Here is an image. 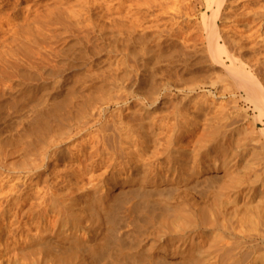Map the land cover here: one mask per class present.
Segmentation results:
<instances>
[{"label":"bare ground","instance_id":"6f19581e","mask_svg":"<svg viewBox=\"0 0 264 264\" xmlns=\"http://www.w3.org/2000/svg\"><path fill=\"white\" fill-rule=\"evenodd\" d=\"M94 1L96 0H93L92 2ZM98 1L99 0H97L96 3L99 4ZM122 1L123 0L117 1L119 4H117L118 6L116 5V12L120 9V6H122ZM233 1L234 0H205L206 7L210 11V14L203 17L202 19L203 28H204V31L206 32L207 52L212 62L216 66L220 68H224L226 72L228 73V75H230V77L235 80L237 87L239 88L241 87L247 92L250 101L254 103V106L258 112L257 117L258 118L262 117L264 119V87L263 85L258 81V79L252 73H250L249 71H246L243 67L237 65L238 63L237 64L235 63L233 59V49H232V46L234 45L231 44V40H230L231 36L230 38H228L227 37L228 33L226 35H223L221 30L217 26V19L220 13L222 12V10H224L227 7V5L229 4L231 5V3L233 4ZM76 2L78 3L77 0ZM94 4H92L91 6L93 7ZM59 6L60 7L62 6L61 3L59 4ZM88 7H90V5ZM31 9H33V11L35 10V8H30V10ZM54 9L57 11L59 7L57 6V9H56V6H55L53 7V10ZM232 9L230 10L234 11ZM30 10L26 9L24 10L25 12L21 14L22 15L20 16L21 22L18 24V28H17L19 30V33L16 30L19 38L23 37L22 41L24 37L26 38V36L31 38V36L33 37V35L35 34L34 35L35 38L33 37L34 39L40 38L41 36L40 34L37 35L38 32L41 33L40 30L38 31V28L40 27L38 23L41 22L40 21L41 16H39V13H40L39 11L41 9L39 10L36 8V10L38 11L36 12L34 11V14L32 13L33 15L31 14L32 11L30 12ZM73 13H74L73 15H75L74 10H73ZM79 14H77L76 16H78ZM227 14H232V12L227 13ZM259 14H261V10ZM39 17H40V20H39ZM78 17L80 18V16ZM83 24H84V21H83ZM105 25L108 26L107 24ZM117 25L119 24L117 23ZM31 30L32 31L36 30L34 31L36 33L32 32L33 35H31L30 34ZM125 30H127L126 31L127 33L128 29H125ZM130 31L131 30H129V32ZM17 35H15L16 38H18ZM11 37L13 38V36ZM33 38L31 39L34 40ZM9 40H10V43L12 41L13 44H18V43L13 42L15 41V38H13V40H11L10 38ZM24 40H26L25 42H27L29 39L28 40L24 39ZM103 40H106V36H105V39ZM19 41L21 40L19 39ZM33 42L34 41H32V43ZM20 44L22 45V43L20 42L18 45H15V46L16 47L19 46L21 50ZM72 44L73 43H71L70 45L73 46ZM23 46H22V50L23 48H25V45ZM6 49H7L6 51L4 49H1V50L2 51L4 50V53L13 52V49H11L12 51H8L10 48H6ZM154 49L156 50V47ZM14 50L16 51V49ZM2 51L0 52L3 53ZM4 53L0 54V56L3 55L2 58H5L4 56L7 57V55L8 56L14 55L13 53H12L13 55H11V53L4 55ZM15 53L17 54V52ZM6 60H9V59L7 58ZM226 61H230V64L226 65ZM9 63L10 62L6 63L5 65L8 66ZM2 64L4 66L3 61H2ZM134 68L136 69V67ZM157 86L158 84L154 86V89L155 88L158 89ZM167 88L169 89L168 86ZM134 89L131 90L127 88L126 89L127 91L122 90L121 97H125L122 100L123 102L116 100L114 103L116 104L123 103L124 105L125 101L129 100L132 97L134 98V95L136 94L134 95L129 94V91L130 90L133 91ZM136 90H139V89L136 88ZM162 90L164 91L165 89L162 88ZM152 91L154 90L152 89ZM154 92L151 94L156 95L155 93H158L157 91L155 93ZM147 94H150V93H147ZM156 96H153V97L155 98ZM40 97H41V94H40ZM97 97L98 96L96 95V98ZM154 98H153V101L149 100L150 105H154L153 102L156 101V98L155 100ZM134 101H135V98H134ZM85 103L83 104L85 105ZM139 103H141V101ZM34 104L36 105L32 107L35 109L37 108L36 106L38 104L37 102ZM53 105L54 103L51 106ZM145 105H146V102H145ZM178 105H181V103ZM68 106L69 105L61 106V107L62 108L65 107L64 108V111H65L66 107H67L66 110L69 109ZM41 107L42 106L39 105V109H35V111H31V112L29 111V113H25L27 115L29 114L28 116L25 115L24 113L23 114L25 116L22 114L23 116L21 117H23L22 118L23 122L20 123L19 121V123H20V126L24 128L23 130H25V127H24L25 125L23 126V124L26 123L27 130L22 131L23 133L19 132L20 133L19 136L16 134L17 131L5 129L6 127L4 128L5 130H3L0 133V264H228L230 261L227 262V259H228L227 256H230L229 251L230 250L233 251L234 249H231V248H234V247L230 246L231 248L228 251L227 246L230 245V243L227 245L228 243L227 241H229L228 239H233L236 236L235 233H237L236 232L237 230L241 235H243L242 233L249 234L250 232H253V234H250L251 236L247 234L248 235L247 238L248 237L256 238L260 240V243L264 242V201L263 203H261L262 201H256L255 204L253 203L254 206L253 204L252 206L251 205L249 206L250 203L248 202H247L248 205H243L244 204L243 203L242 204L243 206L240 205L241 208H239V206L237 207L236 197L242 194L240 191L241 187L239 186L238 183L235 184V183L230 182V184L232 183V185L227 184L229 176H231V174L229 173V169L232 167V165L236 163L235 162L236 156L239 157L240 152L244 154V151L246 150V148L244 149L243 147V152H242L241 147L246 146L247 142L246 143L244 142L246 145L244 144L242 146H239L238 148L235 145V147L237 148L235 149V153L237 152V155H235L234 157L233 155L235 153L231 155L233 157L231 160H234L233 164L231 165L229 163L228 164L226 163L225 165H220L222 163L220 160L223 157V155H219V157H217L219 165L214 166V168L212 166H209V162L207 160H201V161H198L200 162L199 163L200 167L198 166L196 162L195 163L193 162V164L191 163L192 164L191 169L188 172H184V169H183L184 165L182 166V164L177 163L178 157L182 159V157L180 156L182 155L180 151L178 152V154H176V157L172 158V155L175 156V153L173 152L174 154L172 153L171 155V153L169 152L170 145H167L164 143L166 145L164 147L166 150H164L163 145H162L163 143L162 144L160 143L161 140L160 141L158 140V142L160 143V145H162V147L159 146L158 142H157L158 145H155L157 140H155V142H152L153 145H150L152 147H149V145L146 143L148 139L150 140L151 137L147 134V129L148 130L150 129L149 128L150 125L148 126V128L147 126H145V129L146 128L147 129L146 131H143L145 129L143 127V124H141V122H144L143 121L144 117L141 118L138 115L136 116V114L134 113L135 115L131 117L132 119H128L130 117L127 118V116H125V118L128 119L126 122V119L123 118L125 120L124 121L122 117L120 116L121 114L120 115L117 114V117L113 115H110L108 119L104 117L105 119L103 121L102 116L105 114L107 110L102 109L99 106L98 107L94 106L91 110L89 109L90 113L89 112L87 113L84 111L85 113H87V114H84V116L87 115V117L85 118L83 117L84 120L83 119L81 120L80 113L74 112V111H78L83 106L79 105V108H78V105L76 106L77 108L73 106L74 109L76 108L78 110L72 111L73 107L70 105L69 107H72V108L68 110L67 115L63 113L62 115L63 118L64 117L66 118L62 120L61 118H59V116L62 117L60 115L62 113V110H61L62 108L59 110L61 113L57 115V113L59 112L57 108L59 106H57V108H50V107L48 108L44 106L42 109ZM178 107L176 105L177 109ZM177 109H175L176 111H174L175 113L173 114L175 115L173 118L174 119L176 118L175 119L176 121L178 117L182 116L180 114L181 111H178ZM82 110H84V108H82ZM71 111L73 113H71ZM55 115L58 116L57 120L61 119V121L59 122V125L55 127L56 122L55 120L52 119L54 121V123L52 124L54 126L52 127V125L50 126L51 122L49 123L48 120L50 121L51 120L50 118ZM150 116L149 118L151 119V121L154 122L155 119L154 120L152 119L153 115H152V118ZM137 120H139L138 122L140 123V124L138 123V125L140 126L139 129L142 130L143 132L138 130L136 127L133 128L134 126L132 125L133 123L135 124ZM166 122H163V123L166 124ZM172 122H173V119H172ZM181 122H184V121H181ZM205 122L206 121H204V123ZM231 122L232 121L228 122L229 126ZM159 123H161L160 125H162V122H159ZM148 124H152V123H147V125ZM154 124L156 123L154 122ZM167 126L166 128H168ZM171 126L173 127L172 128L169 127V129H167V132L169 130V134H171L174 131L176 132L178 128V127L176 128L177 126L176 122H174L173 125ZM221 126H223V124ZM221 126L219 125V127ZM219 127H217V129ZM159 128H157L158 131L154 130V132H159ZM21 129L22 128H20V130L18 131H21ZM178 129L180 130V128ZM89 130H92V131L90 132ZM162 130H160L161 132H159V134L164 133L162 132ZM170 130L172 131L171 133H170ZM135 131H137V133ZM83 132L88 133L87 134L88 137L86 138L84 143L82 142L83 143L82 145L77 143L79 145L77 147L75 146V137L77 136L80 137ZM225 132L226 130L224 131V135H225ZM251 132L254 133V131H250L249 133ZM260 132L264 133V128ZM234 133H236V131ZM148 136L150 138H148ZM153 136L156 137V135H153ZM159 136L162 137V135H159ZM240 136H243V135L240 134ZM200 138L201 136H199V139ZM213 140L214 139L212 138L211 147H213L216 144V143H213ZM256 143L258 142L256 141ZM238 144H239V139H238L237 145ZM156 146L158 147V149L161 148L162 150L165 151L164 156L162 155V152H160L157 149ZM201 147H202V144H201ZM175 148H178V147H175ZM251 148H252V145H251ZM150 150L154 152H152V154H150L151 152L147 153ZM247 150H249V147H247ZM176 151L178 150L176 149ZM182 151L184 150L182 149ZM11 153H16V154L18 153L17 155H19L18 157L19 160L16 162L12 161L13 163L10 160V162L8 163L7 158L11 156ZM15 155H13V157ZM202 157L201 159H203ZM260 157L261 156H258L259 159ZM166 158L167 160L164 161V159ZM174 159H177V160L175 161ZM88 160L90 161V163L86 164L85 162H89ZM228 160L226 159V161ZM253 161H256V160H253ZM230 163H232V161ZM253 163L255 164V162ZM258 167L259 166H257L256 168ZM263 168H264V164H263ZM260 172L261 171H256V169L255 170L252 169V174H253L252 179H253L254 185L256 182H258L257 190L252 189L254 191V193L252 194L253 196L259 195L260 196L259 199L264 200V182H263L264 177H261L262 175L261 176L259 175L261 179H263L262 181H260V179L258 180L257 178ZM262 172L264 176V169H262ZM249 175L247 177H250ZM229 180H231V178ZM250 181L252 180L250 179ZM226 187L230 188V189L228 188L229 192ZM226 190L230 195H227V192H225ZM191 191H195L194 193H196L197 191V193H199V196H201V198L208 197V196L212 197L213 201L210 202L209 200L208 202L207 201L208 198L206 200L203 198L204 201H207L205 202L206 203L205 205L204 203H201V201H199L198 203L196 199H195V202L191 204L190 202L189 204H187V202L185 201L184 202L177 201L178 198L181 199V197L187 196ZM224 192L227 195L226 197L222 195V194H225ZM221 196L222 197L224 196L225 199L224 200L223 198L221 199ZM218 199L220 200V203L217 205ZM221 200L223 201L221 202ZM221 203H222L223 212L220 213V215L222 214L221 215L222 221L218 222L216 218L214 217L215 221L213 222V225H211V228L214 231V233L216 232V235H215V238H213L214 240L213 241L209 240L210 242L208 243L205 235L203 234V232H201L203 234L202 235L200 231L206 229L205 225L208 221L207 217L211 213V211L214 212L216 216L219 214L218 206H220ZM119 217L120 218L123 217L125 219L136 218L138 220L136 221L137 226L135 227L136 228L134 230L135 232L133 231L134 237L131 235L133 237L131 241H128L130 239L127 240V238L124 239V237H122L124 233L122 235L121 234L118 235L119 233L118 231H117L118 233H116L115 231L116 221L117 219L119 221L121 220ZM186 218L188 219V221H185ZM178 221L179 223L183 222V225H182L183 227H184V223L187 222V226L183 229V231L178 232V233H173L172 226L173 224H175V222H178ZM123 225L125 224L123 223ZM160 232H163L162 235ZM115 233L117 235H115ZM158 233H160L161 235L160 237L158 236L159 235ZM207 234L209 233L207 232ZM196 235H198V237H196ZM178 238L179 239L181 238L180 243L175 245L174 241ZM233 244H236V243H232V246ZM263 251H261V253H263ZM249 254L250 253L248 251V255ZM245 256H247V254H245ZM236 258H235V261H232V262L233 263L236 262L238 264L240 260L237 261ZM262 258H264V255L261 257V259L255 257V260H254L252 258V260L250 262L248 261L249 263L247 264H264V260ZM239 264L241 263L239 262Z\"/></svg>","mask_w":264,"mask_h":264},{"label":"rangeland","instance_id":"374dc122","mask_svg":"<svg viewBox=\"0 0 264 264\" xmlns=\"http://www.w3.org/2000/svg\"><path fill=\"white\" fill-rule=\"evenodd\" d=\"M56 1L58 3L60 2L62 6L60 7L59 6L60 3L58 4ZM77 1L78 3L76 2V0H0V51H2L1 49H4L6 51L7 50L6 48H10L8 51H12L11 49H13L12 53L14 54L13 55L11 52L7 51L8 53H11V55L13 56L7 55V57L4 56L5 58H2L3 55L0 56L1 57L0 58V133L5 129H10V130L17 131L16 134L19 136L20 133H23L22 131H26L27 130L26 123L23 124V126L25 125L24 126L25 130H23L24 128L20 126V123L23 122L22 121L23 117L21 116H23L25 113H29V111L31 112V111H35V109H39V105L42 106L41 109L44 106L48 108L49 107L57 108V106H59L60 108L59 107L57 108L58 111L62 108L61 106L71 105L72 107L73 106L76 107L78 105V108H79V105L80 106L82 105L83 107H81L79 110L76 109L77 107L75 109L73 107L72 109V111L78 110L74 112L80 113L81 120L82 119L84 120V118L87 117V115L84 116V114H87L88 112L90 113L89 109L91 110L94 106L95 107L99 106L102 109L107 110L106 111L107 113L105 112V114L102 116L103 121L105 119L104 117H106L107 119L108 117H110V115L117 117V114L118 115L121 114L120 116L122 117V119L125 118V116H127V118L130 117L128 119H132L131 117H133L135 114L136 116L138 115L141 118L144 117L143 118L144 122H141V124H143L144 129H145V126H147L148 128V126L150 125L149 126L150 129L149 130L147 128L146 129H147V134L151 137L150 138L148 136V138H150V140L152 139L151 141L148 139L146 143L149 145V147H152L150 146V145H153L152 142H155V140H157L155 145L159 144L160 147H162L163 145L164 150H166L164 148L166 146L165 144L170 145L169 152L171 153V155L173 152L175 153V156L172 155V158L176 157V154H178V152L180 151L182 154L180 156L182 157L183 160L178 157L177 163L182 164V166L184 165L183 166L184 172H188L191 169L193 162L194 163L196 162L198 166L200 167L199 165L200 162L198 161H201V160H207L209 162V166H212L214 168V166L219 165L218 160H217V157H219V155H223L224 157V159L223 157L221 158L220 161L222 163L220 165H225L226 163L227 164L229 163L231 165L234 162V160H231V159L235 155H237V152L235 153V149H237L239 146L244 145L247 142L246 144L249 146L245 144L246 146L241 147L242 152H243V147L244 149L246 148V150L244 151V154L240 152L239 157L236 156V159H235V162L237 164L235 163L234 165H232L231 167L232 169L231 168L229 169V173L231 174V176H229V179L231 178V180L228 179L227 184L229 185L230 182L235 183V184L238 183L239 186L241 187L240 191L242 194L237 196L238 198L236 197L237 207L239 206V208H241L240 205H242L243 203H244L243 205H248L247 202L250 203L249 206L250 205L252 206L253 203L255 204L256 201H262L261 203H263L264 200L259 199L260 197L259 195H254L255 196L254 197L252 194L254 193L253 190L254 189L257 190V187H258L257 186L258 182H256L254 185V182L252 179L253 177L252 169L254 170L256 169V171H261L260 172L261 174L259 173L257 178L258 180L260 179V181H262L263 179H261V177H264L262 174L263 173L262 169H264L263 168L264 133H261L260 131L264 128V119L262 117L261 118L257 117L258 112L254 106V103L250 101L247 92L243 88L240 87L241 88L240 89L239 87H237L235 80L232 79L230 75H228L226 70L224 68H220L216 66L208 55L206 32L204 31V28H203L202 19L203 17L210 14V11L206 7L205 0H123L124 2L122 1V6H120L121 10L119 9L117 12H116V5L119 4L117 2L118 0L116 1L99 0L98 1L99 4L96 3L97 0L94 2H92L93 0H77ZM92 4H94L93 7L91 6ZM233 4L231 3V5L230 4L227 5L226 7L227 9L225 8L224 10H222V12L220 13L217 19V26L221 30L223 35H226L228 33L227 37L230 38L231 36L230 38L231 44L234 45L232 46V49H233V59L235 63L236 64L238 63L237 65L243 67L246 71H249L250 73H252L264 87V0H236V2L234 0ZM89 5L90 7H88ZM55 6H56V9L58 6L60 10L59 9H57V11L55 9L53 10V7ZM163 7L165 8V10ZM30 8H35L34 10L35 12L38 11L36 10V8L39 10L41 9L39 11L40 13L38 12L39 16H41V20L39 17V20L41 22L38 23V25L41 28L38 26L39 27L38 31L40 30L41 33L38 32L37 34V35L39 34L41 35L40 38L34 39L35 34L33 35V33H36L34 32L36 30L34 31L31 30V33H30L31 35H33L34 38L32 36L31 38H33L34 40H32L31 38L27 36L26 38L24 37V39H27V40L29 39L30 41L31 40L34 41L32 43V41L30 42L28 40L31 44L28 41L25 42L26 40L24 39H23L24 41L23 42L22 41L23 37L19 38V36L17 35L19 33V30L17 29L18 24L21 22L20 16H22L21 14L25 12L24 10L26 9L30 10ZM228 8L230 9L233 8L232 10L234 11H231ZM73 10L75 12V15H73L74 14ZM260 10H261V14H259ZM34 11L33 9H31L30 10L31 14L32 13L34 14ZM135 12L136 13L138 12L140 15L138 13L136 14ZM231 12L232 14H227ZM76 13L77 14L81 13L78 15L80 16V18L76 16L77 15ZM75 16L77 19L75 18ZM83 21H84V24H83ZM117 23L119 25H117ZM105 24H107L108 26H106ZM124 28L128 29L127 33H126L127 30H125ZM122 29L125 31H123ZM16 30L18 31V33ZM129 30L131 31L129 32ZM14 33L15 35L18 36V38H16ZM104 35L106 36V40H103L105 39ZM11 36L15 38V41L13 42L18 43V44L20 42L22 43V45L20 44L21 50L19 46L17 47L15 46L18 44H13L12 41L10 43L9 39L11 38V40H13ZM19 39L21 41H19ZM71 43H73L72 44L73 46L70 45ZM23 45H25V48H23L22 50ZM155 47H156V50L154 49ZM14 49H16V51ZM70 49L72 50V52ZM4 50L2 51L3 53H4ZM14 51L17 52V54ZM3 53L0 52V54H3ZM8 53H4V55ZM207 57L209 58V60ZM7 58L9 60H6ZM2 61L4 62V66L2 64ZM7 61L10 62L8 66L5 65L6 63H8ZM131 64L134 67H136V69ZM229 64H230V61H226V65H229ZM157 84H158L157 86L158 89L156 88L154 89V86ZM167 86L169 87V89L167 88ZM135 87L139 90H136ZM125 88L131 89V90L135 88L133 91L131 90L130 91L128 90V91L130 95L136 94L134 95L136 102L134 101V98L132 97L129 100L125 101L124 105L123 103H119V104L114 103L116 100L123 102L122 100L125 97H121V95H122V90L127 91ZM151 88L155 92L157 91L158 93H155L154 91H152ZM162 88H164L165 90L163 91ZM116 90L118 91V93ZM153 92L157 96L154 94H151ZM147 93H150V94H147ZM40 94H41V97H40ZM96 95L98 96L97 98H96ZM153 96H156L155 97L156 101L153 102L154 105H150V101H153V98H154ZM140 101L142 104L139 103ZM36 102L38 105L36 106L37 108L34 109L33 107L34 105H36L34 103ZM82 102L85 103V105ZM145 102H146V105H145ZM53 103H54L53 105L54 107L51 106ZM180 103L181 105H178ZM175 104L177 105V107L179 106L178 109L176 108ZM69 106H68L69 108L68 110L72 108ZM64 108L65 107L61 109L62 113L59 111L57 115L60 113H61L60 114L61 116L63 115V113L67 115L68 113V110H66L67 107L65 109L66 112L64 111ZM82 108H84V110H82ZM175 109H177L178 111H181L180 114L182 115V116L179 115L180 117L178 118L180 119L177 118V121L175 120L176 118L175 119L173 118L175 116L173 115L175 113L174 111H176ZM72 111L71 113H73ZM84 111L87 113H85ZM151 114L153 115V118ZM55 116H52L50 118L51 119L50 121L48 120L49 123L51 122L50 126L54 123L53 120H55L56 122L55 123V127H56L57 125H59V122L61 121V119L63 120L64 118H66V117L63 118V116L62 117L59 116V118L61 119L58 118L59 120H57L58 116L56 117ZM149 116L153 120L155 119L154 122L157 125L154 124L153 121H151ZM212 117H214L215 120ZM128 119H126V122ZM172 119H173V122H172ZM138 121L139 120H137L136 122L137 124L133 123L132 126H134L133 128L136 127L138 130H140ZM157 121L162 122V125H160L161 123ZM181 121H184V122H181ZM204 121L206 122L204 123ZM229 121H232L231 122L232 124L230 123V126L228 125ZM17 122L19 125L17 124ZM163 122H166V124ZM174 122L177 123L176 128L178 127L180 128V130L178 128L176 132L175 131L172 132L170 130V133L171 132L172 133L169 134V130L167 132V129H169V127L172 128L173 126L171 125H173ZM180 122L182 125L180 124ZM147 123H152V124L147 125ZM222 124L223 126H221ZM219 125L221 127H219ZM53 126L54 125H52V127ZM166 126L168 128H166ZM217 127H219L221 130L219 128L217 129ZM20 128H22L21 131H18L20 130ZM157 128H159V132H161L160 130L163 129L164 131L162 130V132H164L165 134L164 133L159 134V132H154V130H157ZM146 129L143 131H146ZM203 129L205 130V132ZM225 130L226 132L224 135ZM89 131L91 132L92 130H89ZM140 131L143 132L142 130ZM235 131L236 133H234ZM243 131L245 134L243 133ZM250 131H254V133L253 132L249 133ZM135 132L137 133V131ZM87 134L88 133L83 132L81 135L82 137L81 136L75 137V146L78 147L79 146L78 144L82 145L84 141L86 140V138L88 137ZM197 134L201 136L202 139L201 138L199 139V136ZM240 134H242L243 136H240ZM153 135H156V137ZM159 135H162V137H160ZM211 137L214 139L213 143H216L213 147H211L212 146ZM237 138L239 139L240 145L239 144L237 145L238 143ZM158 140L159 141L161 140L162 142L160 141V143L161 144L163 143V144L160 145ZM240 141L243 144H241ZM256 141L258 143H256ZM201 144H202V147H201ZM235 145L237 148L235 147ZM251 145H252V148H251ZM175 147H178V148H175ZM247 147H249V150H247ZM250 148L253 150H251ZM176 149L178 151H176ZM182 149L184 151H182ZM158 150L162 152V155L164 156L165 151L162 150L161 148H159ZM149 152H151L150 154H152V152L154 151L150 150L147 153ZM15 154L16 153H11L12 157L8 156L9 157L7 158L8 163L10 162V160L11 162L12 161L16 162L19 160L18 158L19 155H17L18 153L16 155ZM13 155L15 156L13 157ZM231 155H233V157ZM228 156L229 158L230 157L231 158L229 159ZM258 156H261L260 159L258 158ZM201 157L203 159H201ZM225 158L229 160L226 161ZM177 159H174V160L176 161ZM165 160H167V158L164 159V161ZM253 160H256V161H253ZM231 161L232 163H230ZM253 162H255V164ZM85 163L88 164L90 163V161L85 162ZM256 165L259 167L256 168L257 167ZM241 166L242 167L244 166V167L242 168ZM248 175L250 177H247ZM259 175L260 176L262 175V176L260 177ZM250 179L252 181H250ZM232 183L230 185H232ZM226 188L228 189L229 187H226ZM229 189H228V192H229ZM197 191L196 193H194L195 191H191L187 196L181 197V199L178 198L177 201L178 202L185 201L187 202V204H189L190 202L191 204L195 202V199H196L198 203L199 201H201V203H204V205L206 204L205 202L207 201L209 202V200L210 202L213 201V198L209 196L203 197L205 200L208 198L207 201H204V199L201 198V196H199V193H197ZM225 192H227V190ZM228 192H227V195H230ZM222 195H224L225 197L227 196L226 193ZM224 196L223 197L221 196V199L223 198L224 200L225 199ZM219 199L217 200V205L220 203ZM223 200H221V202ZM218 212L219 214L217 216L212 211L211 213L209 212L210 214L208 213L209 214L207 217L208 221L205 225V228L207 230L204 229L205 231L204 230L200 231V233L203 232L208 243L211 240L213 241L214 240L213 238H215V235H216V232L214 233V231L211 228V225H213V222L215 221L214 217L216 218L218 222L222 221V217H221L222 214L220 215V213L223 212L222 203L220 204V206H218ZM136 218L125 219L121 217L120 221L117 219L116 225H115L116 233L119 232L118 235L119 234L122 235L124 233L122 237H124V239L127 238V240L130 239L128 241H131V239L134 237L133 231L136 229L135 227L137 226L136 221L138 220ZM186 219L185 221H188V219L187 220ZM123 223L125 225H123ZM182 225H183V222L182 223H179V221L175 222V224H173L172 226L173 233H178V232L183 231V229L187 226V222L184 223V227ZM207 232L209 234H207ZM236 232H237L235 233L236 236L233 239H228L229 241H227L228 242L227 245L229 243L230 245L228 246L225 245L227 246L228 251L230 250L231 247H234V248H231V249H234L233 251L231 250L229 251L230 256H227L228 257L227 262L230 261L229 262L230 264L233 263L232 261H235L236 257H237L236 258L237 261L240 260L239 262L241 264L242 263L247 264L252 260V258L255 260V257L261 259V257L264 255V251H263L264 242L260 243V240L256 238H251V237L247 238V236L250 234H253V232H250L249 234L247 233L248 235L242 233L244 236L246 235L245 237L241 235L238 232V230ZM116 233L115 235H117ZM160 233L162 235L163 232H160ZM160 233H158L159 237L161 236ZM196 237H198V235H196ZM180 239L179 238L176 239L174 241V244L175 245L179 244ZM232 243H236V244H233L232 246ZM247 250L250 253L249 255H248ZM261 251H263V253H261ZM241 254H243L244 256ZM245 254H247L249 258L245 256ZM262 259L264 260V258ZM234 263L237 264L236 262Z\"/></svg>","mask_w":264,"mask_h":264}]
</instances>
